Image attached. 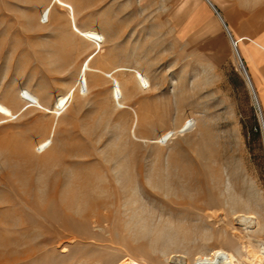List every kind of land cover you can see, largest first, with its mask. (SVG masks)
Masks as SVG:
<instances>
[{"label": "rangeland", "instance_id": "rangeland-1", "mask_svg": "<svg viewBox=\"0 0 264 264\" xmlns=\"http://www.w3.org/2000/svg\"><path fill=\"white\" fill-rule=\"evenodd\" d=\"M213 1L258 105L205 0H107L78 17L101 47L66 0H0V264H191L241 246L240 213L263 229L264 0Z\"/></svg>", "mask_w": 264, "mask_h": 264}, {"label": "bare ground", "instance_id": "bare-ground-1", "mask_svg": "<svg viewBox=\"0 0 264 264\" xmlns=\"http://www.w3.org/2000/svg\"><path fill=\"white\" fill-rule=\"evenodd\" d=\"M209 1L211 2V4H213L211 0H209ZM205 2L213 10V12L216 15H218L215 12L212 5L207 0H205ZM218 16L220 17V15H218ZM218 16H217L218 20L220 21V23L222 25H224V22L221 21L222 20L221 17L219 18ZM223 27L225 28V30L229 36V39L232 43L234 51L237 53V56H238L239 61H240V66H241V68L245 74L247 84L251 90V93L253 95L254 100L256 101V103L258 105V103L260 104L258 94L255 91V88L253 86V82H252V80H251V78L247 72V69L245 68V66L242 63L241 57H240L239 52H238L237 45H236V47L234 46L235 40L232 39L233 36L231 35L230 29L229 28L227 29L225 26H223ZM79 33H81V35L85 39L92 42L97 47H101V44L105 41L104 34H102L97 29H88V30H84V31L79 32ZM86 68H87V64L84 68L82 67V75H81V82H80V87L82 88V91H85V90L88 91V87H89L88 81H87ZM135 83H136V87L138 89H140L141 91H146L150 87V79H149L148 75L144 72H136ZM113 94H114V96H115V98L119 104L121 103V101H124L126 99L122 84L117 80L114 82ZM28 96L30 97L29 99L33 100L34 97H32L31 95H27V97ZM34 102H35V99H34ZM66 103H67V101H66L65 97L60 100V106H65ZM260 122L263 126V132H264V115H263V113L260 114ZM161 138H163V137H161ZM46 146H48V143H46V142H43L41 144V148H45ZM13 150L15 151L16 149L13 148ZM18 153H25V152L19 151ZM27 156H29V155H27ZM53 158H55V161H56V160H58V158H60V156H54ZM47 185L48 184H46V186ZM75 196L68 193V192L65 193L64 197H63L64 203L67 206H72L74 204V202L77 201ZM80 201H81L82 205L83 204L87 205L88 210L95 205L93 197L89 196V195L83 196V198ZM102 206H103V204H102ZM82 211L85 213L86 209H83ZM89 211H90V213H93L96 210L95 211L89 210ZM106 211H108V210H106ZM87 213H89V212L87 211ZM104 215H105V213H104ZM108 216H109V213L107 215H105V217H107V218H108ZM236 220L238 221V223H240L242 225V229L244 231V237H240V241H241V242H239L241 245L240 247L234 248L232 250L231 249L226 250L224 248H215V249L209 250V252H207V253L206 252L205 253L200 252L195 257H193L194 259L192 260L191 264H264V242H262L258 248H253L254 246H251L252 242L250 243L251 245L250 244L246 245L244 243L245 238H250V235L252 233H254L256 231H263L264 227L262 229V223L251 212L250 213H244L243 212V213L238 214L236 216ZM238 236H240V235H238ZM174 258H176L177 264H189L187 259L184 256H174Z\"/></svg>", "mask_w": 264, "mask_h": 264}, {"label": "crops", "instance_id": "crops-1", "mask_svg": "<svg viewBox=\"0 0 264 264\" xmlns=\"http://www.w3.org/2000/svg\"><path fill=\"white\" fill-rule=\"evenodd\" d=\"M66 1H68L69 3H71L72 4V6L74 7V9H75V18H76V24H77V26H78V17H80V16H84V15H90L91 14V10H96V9H98V11H99V14L101 13V11L103 12V14H106V7H105V5H106V3H107V0H93V2H92V0H66ZM212 1V3L214 4H212L213 6H214V8L218 11V9H217V6H216V3L213 1V0H211ZM48 2H49V0H48ZM48 2L46 3V4H44L43 6H42V8L45 6V5H47L48 4ZM93 3V4H92ZM211 3V2H210ZM218 13L220 14V12L218 11ZM56 15L59 19L61 18V17H63V16H65V17H67V19H68V21H69V18H68V15H67V13L65 12V11H63L62 10V8H60V7H55L54 8V10H53V12H52V15H51V18H52V16L53 15ZM218 16V15H217ZM220 16H221V21H223L224 23H225V25L227 26V24H226V22H225V20H224V18L222 17V15L220 14ZM219 17V16H218ZM220 18V17H219ZM222 22V23H223ZM69 28H70V30H71V33L74 35V34H77L73 29H72V27H71V24H70V21H69ZM224 26V25H223ZM79 27V26H78ZM80 28V27H79ZM229 27L227 26V29H228ZM80 29H89V28H80ZM95 29V28H94ZM231 32V31H230ZM231 35H233L232 34V32H231ZM232 39H234L235 41H237L239 38H237V37H234V38H232ZM257 45L260 47V48H262V49H264V46H262L261 44H259V43H257ZM262 63H264V61L262 62ZM259 70V74H261L260 73V69H261V66L259 65V68H258Z\"/></svg>", "mask_w": 264, "mask_h": 264}, {"label": "water", "instance_id": "water-1", "mask_svg": "<svg viewBox=\"0 0 264 264\" xmlns=\"http://www.w3.org/2000/svg\"><path fill=\"white\" fill-rule=\"evenodd\" d=\"M209 3H210V1L209 0H207ZM211 4V3H210ZM212 5V4H211ZM212 7L214 8V6L212 5ZM214 10H215V12L218 14V15H220L219 13H218V11L214 8ZM221 17V16H220ZM224 26L227 28V26L225 25V23H224ZM234 46L236 47V43L234 44Z\"/></svg>", "mask_w": 264, "mask_h": 264}]
</instances>
